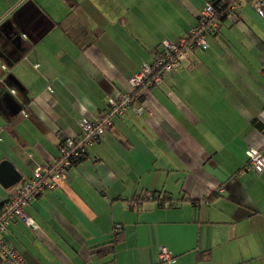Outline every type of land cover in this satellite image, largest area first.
Instances as JSON below:
<instances>
[{"label": "crops", "instance_id": "obj_1", "mask_svg": "<svg viewBox=\"0 0 264 264\" xmlns=\"http://www.w3.org/2000/svg\"><path fill=\"white\" fill-rule=\"evenodd\" d=\"M212 1L0 0V163L21 177L0 202ZM206 41L25 207L36 229L9 223L29 264H264V171L246 156L264 157V16L243 1ZM145 193L169 207L129 205Z\"/></svg>", "mask_w": 264, "mask_h": 264}, {"label": "built area", "instance_id": "obj_2", "mask_svg": "<svg viewBox=\"0 0 264 264\" xmlns=\"http://www.w3.org/2000/svg\"><path fill=\"white\" fill-rule=\"evenodd\" d=\"M246 0H219L214 8L211 3L201 11L196 24L176 43L161 42L162 52L150 63L143 64L129 79L132 92L119 95L108 101V110L93 119H83L78 122L80 133L76 136L62 137L58 146L57 159L49 164H39L35 167L29 179L16 186L11 196L0 205V264H29L6 240L7 226L15 219L23 221L28 227L36 229L35 223L24 212L26 206L35 201L46 191L58 188L67 177V171L74 162L86 153L88 147L98 141L113 126V119L123 115L128 109L140 113L134 106L139 90L145 87L160 86L163 78L181 68V62L196 50L205 49L208 45L206 38L214 34L221 19L231 17L237 8ZM253 9L260 16H264V2L249 0ZM4 68V67H3ZM10 93H13L9 89ZM250 169L260 174L264 171V157L254 148L246 151ZM153 201L161 207H169V202L160 200L151 193H145L130 206L141 205L143 202ZM160 261H171L169 251L164 246L159 247Z\"/></svg>", "mask_w": 264, "mask_h": 264}, {"label": "water", "instance_id": "obj_3", "mask_svg": "<svg viewBox=\"0 0 264 264\" xmlns=\"http://www.w3.org/2000/svg\"><path fill=\"white\" fill-rule=\"evenodd\" d=\"M21 180L20 175L8 161L0 163V185L3 188H10L18 184Z\"/></svg>", "mask_w": 264, "mask_h": 264}, {"label": "trees", "instance_id": "obj_4", "mask_svg": "<svg viewBox=\"0 0 264 264\" xmlns=\"http://www.w3.org/2000/svg\"><path fill=\"white\" fill-rule=\"evenodd\" d=\"M211 4H212V6H214V8H216V7L219 5V0H213V1L211 2ZM222 20H223V19L220 20L219 24L221 23ZM160 53H161V52H160ZM160 53H159V54H160ZM8 103H9V105L15 106L14 103H12V102H10V101H9ZM15 107H16V106H15ZM23 115L25 116L24 112H23ZM259 129L262 130V131L264 132V129H262V128H260V127H259ZM83 156H84V155H83ZM82 158H83V157H81L78 161H80ZM78 161H77V162H78ZM77 162H74L73 164H76ZM6 200H7V199H5V200H3L2 202H0V205H1L4 201H6ZM116 236H117V233L115 234L114 237L117 238ZM112 242L114 243V241H112Z\"/></svg>", "mask_w": 264, "mask_h": 264}]
</instances>
